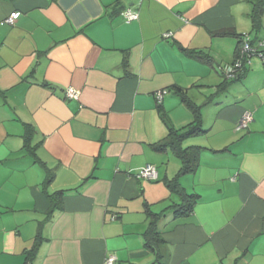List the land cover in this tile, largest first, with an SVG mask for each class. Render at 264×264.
<instances>
[{"label":"crops","instance_id":"0c3cea01","mask_svg":"<svg viewBox=\"0 0 264 264\" xmlns=\"http://www.w3.org/2000/svg\"><path fill=\"white\" fill-rule=\"evenodd\" d=\"M253 1L0 0V264H264V62L225 82L239 38L213 36L264 47ZM176 89L202 125L179 145L202 148L182 175L175 151L159 149L164 121L194 122ZM244 112L252 121L236 132ZM148 165L157 179H137ZM173 181L197 197L187 216L172 215ZM150 213L163 216L159 259L144 246Z\"/></svg>","mask_w":264,"mask_h":264},{"label":"trees","instance_id":"16d2710c","mask_svg":"<svg viewBox=\"0 0 264 264\" xmlns=\"http://www.w3.org/2000/svg\"><path fill=\"white\" fill-rule=\"evenodd\" d=\"M251 4H252L251 6L252 10H251V14L249 15V18H250V22L252 25V33H254L258 31L261 25L260 15H262L263 13L264 0H256V1H253ZM213 36L218 37V38L235 36L236 38H239V44H238V48L235 53L234 61L229 66L233 65L236 61H240L242 65V70H241V73L237 75L231 81H228L225 79L223 72L220 73L225 82H233L235 80L240 79L246 73L247 68L245 64H247L248 62L250 64V59L252 57L259 58L258 55H260L261 53H264V47L262 46V44H260V47L258 45L255 46L252 44L253 43L252 40H250L251 45H253V47L257 49L259 53L249 56V57L246 55H241V46H242V43L244 42L243 37L248 36L251 39L250 35L237 36L236 34H233L231 31H220V32L213 34ZM188 54L191 57H194L195 59H199L201 61L209 63L206 56L200 53L193 54V53L188 52ZM259 59L261 60V58ZM222 68L223 67H220L219 70H221ZM221 91L222 89H220L218 92H221ZM174 93L177 95H180V97L183 99L186 105L190 109H192L193 114H194V122L176 131L172 129L171 127L169 128V125L164 121V124L166 125V128H167V136L165 138V142L162 145H160L159 149L162 150L166 146H168L170 149H173V151H175L176 156L180 159L181 164H182L181 169L179 171V175H182L186 173H193L196 170V168L198 167V162L200 159L202 148L188 147L185 149H181L179 145L185 139L198 136L199 134H201L202 125H201V119H200V113H199L200 108L194 107L190 101H185L188 98H186V96L184 95L185 92L182 91L181 89H176V92ZM51 179H52V175L48 174L46 178V182H50ZM168 187L170 191L177 193L181 197V202L179 204H175L170 207L173 217L187 216L189 212L192 210L194 204L196 203L197 197L195 195L186 194L183 191V189L180 186H178V184L175 181L169 184ZM64 193L65 192L63 191H59V192H56L48 196L51 207H50V210L46 214L45 220H48V218L52 216V213L55 210L60 209L61 197L63 196ZM162 217H163L162 214L159 215V214L150 213L148 215V220H149L148 227L143 234L144 246L146 247L147 250H149L151 253H153L157 257L156 259L161 258L159 255V246L163 243V240L161 239L160 233L157 230V223L160 219H162ZM157 263L158 261H156V263L154 264H157Z\"/></svg>","mask_w":264,"mask_h":264},{"label":"built area","instance_id":"2783aa9c","mask_svg":"<svg viewBox=\"0 0 264 264\" xmlns=\"http://www.w3.org/2000/svg\"><path fill=\"white\" fill-rule=\"evenodd\" d=\"M124 19H125V22L129 24L133 21H136L138 19V16L137 14L133 12L126 11L124 13ZM14 21H15V14H12L8 18L5 19V23L8 25H12ZM164 37L169 38L170 34H165ZM243 40L244 42L242 43V46H241V55H246L249 57V56L259 53V51L255 49L253 45H251L250 43L251 39L248 36L243 37ZM258 56L264 62V53H261ZM245 65L246 66L249 65V62ZM241 70H242V65L240 61H236L233 65L226 66L221 69V71L224 73L225 79L228 81L233 80L237 75H239L241 73ZM164 93L165 92L156 93V98L158 102L162 100ZM78 96H79L78 92L72 89H67L65 91V98L69 100H78ZM251 121H252V115L249 112H244L236 123V126L234 128L235 131L241 132V131L246 130ZM136 178L147 180V181H155L157 179V172H156L155 167L148 165L142 168L136 175ZM115 262H116V257L114 255H110L105 259L104 264H115Z\"/></svg>","mask_w":264,"mask_h":264}]
</instances>
